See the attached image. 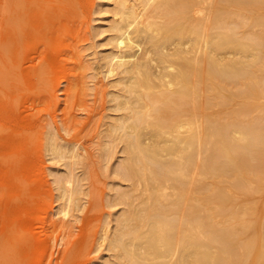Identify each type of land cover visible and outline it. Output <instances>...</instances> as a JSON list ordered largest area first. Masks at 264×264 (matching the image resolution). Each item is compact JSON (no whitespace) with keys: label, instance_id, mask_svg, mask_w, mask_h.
Segmentation results:
<instances>
[{"label":"bare ground","instance_id":"6f19581e","mask_svg":"<svg viewBox=\"0 0 264 264\" xmlns=\"http://www.w3.org/2000/svg\"><path fill=\"white\" fill-rule=\"evenodd\" d=\"M106 5L119 113L106 148L122 143L131 187L116 193L125 210L102 233V264H264V0ZM65 149L49 139L52 155ZM53 176L72 210L80 188Z\"/></svg>","mask_w":264,"mask_h":264},{"label":"rangeland","instance_id":"374dc122","mask_svg":"<svg viewBox=\"0 0 264 264\" xmlns=\"http://www.w3.org/2000/svg\"><path fill=\"white\" fill-rule=\"evenodd\" d=\"M16 1L0 0V264H102L113 259L102 233L125 210L116 193L131 187L116 171L122 143L106 148L119 114L110 97L117 75L102 58L113 49L102 27L112 6ZM51 137L66 144L64 155L49 152ZM53 172L80 188L72 210L61 211Z\"/></svg>","mask_w":264,"mask_h":264}]
</instances>
